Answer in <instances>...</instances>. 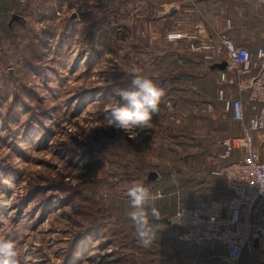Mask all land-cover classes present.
Here are the masks:
<instances>
[{
    "label": "rangeland",
    "instance_id": "1",
    "mask_svg": "<svg viewBox=\"0 0 264 264\" xmlns=\"http://www.w3.org/2000/svg\"><path fill=\"white\" fill-rule=\"evenodd\" d=\"M149 2H57L55 16L43 18L50 35L40 31L21 51L0 53V217L8 221L0 239L13 240L17 264H128L130 252L151 250L137 245L128 215L127 190L137 183L156 197L148 205L153 234L171 229L178 161L207 151L222 104L208 67L178 62L179 40L169 39L178 30L163 35L162 1ZM40 3L51 16V3ZM133 66L164 90L149 147L138 138L142 129L105 132L119 100L113 90L130 87ZM90 147L104 163L93 181L83 177ZM35 186L41 189L31 197Z\"/></svg>",
    "mask_w": 264,
    "mask_h": 264
},
{
    "label": "crops",
    "instance_id": "2",
    "mask_svg": "<svg viewBox=\"0 0 264 264\" xmlns=\"http://www.w3.org/2000/svg\"><path fill=\"white\" fill-rule=\"evenodd\" d=\"M50 4L51 16L46 7H42L40 0H0V41L9 50L20 51L23 49L28 36H33L49 31L43 27V18L55 16V4L65 0H47ZM147 1V0H145ZM163 10L160 21L175 17L178 31H193L205 29L209 34L216 31H225L238 44L248 46L252 51L264 47V0H161ZM45 4V2H44ZM43 4V5H44ZM53 4V5H52ZM52 5V6H51ZM43 24V25H42ZM162 24V23H161ZM43 29V30H42ZM31 43V42H30ZM180 45L181 51L188 49L186 40L175 42ZM17 48V49H16ZM191 52V51H190ZM193 53V52H192ZM195 54V53H194ZM197 55V54H196ZM201 57V56H200ZM205 61V60H204ZM207 67L215 71V80L218 83V73L222 63H207ZM13 72V71H12ZM218 96V89L216 88ZM218 110L220 109L218 107ZM214 109L212 104L211 110ZM217 131L208 136L209 147L203 154L184 155L178 161L176 203L173 209L167 213L175 212L180 206H193L213 198L229 196L230 190L227 186L226 177L220 173L221 169L229 162L241 157L242 151L234 149L230 156L223 157L225 147L215 143L218 137L240 135L243 131V123L232 118L231 114L224 115L221 109ZM219 112V113H220ZM248 118L250 114L247 115ZM186 123V120L183 121ZM198 126V125H197ZM197 126H194L197 128ZM215 129V130H216ZM186 135V133L184 134ZM215 135V136H213ZM192 142H205L202 137L192 136ZM254 140L256 148L264 154V133H255ZM210 142H214L211 144ZM216 144H218L216 146ZM162 192V189H160ZM165 211V209H164ZM257 217L264 226V198L262 199ZM163 219V218H161ZM154 222L160 223V220ZM167 222L171 229L159 228L158 233L152 234L151 250L132 251L129 253L128 264H221L219 254L226 252L225 247L219 241H210L204 245L197 246L186 243L179 239L181 229ZM162 233V234H161ZM143 246V244H137ZM264 259V241L253 252L245 251L241 264H252L257 260Z\"/></svg>",
    "mask_w": 264,
    "mask_h": 264
},
{
    "label": "built area",
    "instance_id": "3",
    "mask_svg": "<svg viewBox=\"0 0 264 264\" xmlns=\"http://www.w3.org/2000/svg\"><path fill=\"white\" fill-rule=\"evenodd\" d=\"M204 30L178 31L169 39L186 40L188 49L207 63H225L218 73V100L224 115L243 123V131L218 142L225 147L223 157L234 149L242 155L220 171L227 179L229 196L180 206L168 220L181 229L180 240L197 246L219 241L226 249L218 255L221 264H241L244 252L256 250L257 239L264 241V226L257 217L264 198L257 185L264 177V154L254 140L255 133H264V47L252 51L225 31L209 34ZM4 49L0 41V53ZM252 264H264V259Z\"/></svg>",
    "mask_w": 264,
    "mask_h": 264
},
{
    "label": "clouds",
    "instance_id": "4",
    "mask_svg": "<svg viewBox=\"0 0 264 264\" xmlns=\"http://www.w3.org/2000/svg\"><path fill=\"white\" fill-rule=\"evenodd\" d=\"M131 77L130 87L115 88L114 95L119 98L116 106L107 115V126L114 127L123 133H133L137 129L151 127L152 113L158 111V105L164 90L151 79L141 75V69L133 66L127 73ZM120 101L124 103L121 104ZM264 191V177L257 184ZM132 211L128 213L136 229L138 242L148 246L153 234L149 226L148 205L155 199L142 184H134L127 190ZM150 214L159 220L160 215L155 207H151ZM7 219L0 217V223H7ZM27 220H21V226L27 225ZM0 256L5 259L3 264H17L15 245L12 239H0Z\"/></svg>",
    "mask_w": 264,
    "mask_h": 264
},
{
    "label": "trees",
    "instance_id": "5",
    "mask_svg": "<svg viewBox=\"0 0 264 264\" xmlns=\"http://www.w3.org/2000/svg\"><path fill=\"white\" fill-rule=\"evenodd\" d=\"M151 1L152 0H150V2ZM158 4H160V3H158ZM176 23H177V20H176L175 17L166 18L164 20V24H162L164 26V27H162V32H164L163 35H165L169 31L177 30ZM43 42L46 43V40H44ZM177 60H178L179 63H182L185 66L192 67V69H197V68H201V67H205V66L207 67L204 59L202 57H200V55H196V54H194V53H192L190 51H187V50L178 51ZM209 72H212V74H211L212 76L210 75V77H214L213 73H215V71L211 70ZM207 77H209V76H207ZM212 79L214 80V78H212ZM218 87H219V81L217 83V89H218ZM162 106H163L162 103L159 104L158 105V111L152 113L151 123L152 122H159V118H160L159 115H160V111H161ZM147 131H148V134H146ZM105 132H107L109 134L108 137H114L115 133H116V130H115L114 127H109L107 129V131H105ZM137 135H138V138H140L142 141H144L146 143V146L149 147L150 141H151V138H152V128L150 127V128L142 129V130H140V132ZM128 140L132 143V146H134V148H137L138 151L143 149V147L141 145L133 144L134 142L131 139V137H129ZM85 157L87 158V162L85 164L86 172L83 174V177L85 178V180L93 181V180H95L97 178V176L99 174V171H101L103 169L104 163H103L102 159H100L98 157L95 149L92 148V147L89 148V151L86 153ZM169 178L171 179L170 176L168 177V179ZM60 184H61L60 189L63 190L65 188H68L67 186H65L66 183L64 182V180L62 182H60ZM40 189H41V187L35 186V188L31 191V193L29 195L31 197H33L34 194L37 193L36 190L40 191ZM68 197L70 198V195ZM51 198H52V196L46 199V204L47 205H51V203H52ZM70 262H71V260H70Z\"/></svg>",
    "mask_w": 264,
    "mask_h": 264
},
{
    "label": "water",
    "instance_id": "6",
    "mask_svg": "<svg viewBox=\"0 0 264 264\" xmlns=\"http://www.w3.org/2000/svg\"><path fill=\"white\" fill-rule=\"evenodd\" d=\"M220 66V69H223L224 67H225V63H222L221 65H219ZM259 244H260V240L259 239H257L256 241H255V245L258 247L259 246Z\"/></svg>",
    "mask_w": 264,
    "mask_h": 264
}]
</instances>
